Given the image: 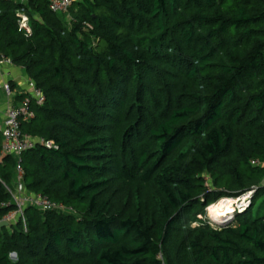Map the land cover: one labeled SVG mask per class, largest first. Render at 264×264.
Wrapping results in <instances>:
<instances>
[{
    "label": "trees",
    "instance_id": "trees-1",
    "mask_svg": "<svg viewBox=\"0 0 264 264\" xmlns=\"http://www.w3.org/2000/svg\"><path fill=\"white\" fill-rule=\"evenodd\" d=\"M0 55L45 96L26 191L73 210L25 208L0 264H264V0H0ZM19 159L0 135V222Z\"/></svg>",
    "mask_w": 264,
    "mask_h": 264
},
{
    "label": "built area",
    "instance_id": "built-area-1",
    "mask_svg": "<svg viewBox=\"0 0 264 264\" xmlns=\"http://www.w3.org/2000/svg\"><path fill=\"white\" fill-rule=\"evenodd\" d=\"M52 12L62 15L67 14L75 0H46ZM19 30L25 37L32 36V29L30 26V19L26 12L21 9L17 13ZM5 65H13L12 60L5 56L0 55V67ZM6 92L11 93L10 86L6 87ZM35 100L38 105L45 102V96L33 82L29 84V93L27 97L21 101L17 106L9 109L4 120V125L0 128V135L3 138V154H13L18 157L37 146V140L29 135H26L21 130V124L34 118V112L31 108L32 100ZM48 149L57 150L58 146L51 141H39ZM21 159L17 165V180L13 190H9L12 196L13 204L17 210L7 216L4 220L11 223L12 216L24 217V210L27 207H33L41 212L59 211V212H72V209L66 208L62 204H58L43 195L30 194L26 191L25 184L23 183L24 171L21 166ZM254 192H250L241 197V205L238 207L239 211H243L250 205L251 198ZM242 209V210H241ZM231 220V219H230ZM229 222V221H228Z\"/></svg>",
    "mask_w": 264,
    "mask_h": 264
},
{
    "label": "crops",
    "instance_id": "crops-1",
    "mask_svg": "<svg viewBox=\"0 0 264 264\" xmlns=\"http://www.w3.org/2000/svg\"><path fill=\"white\" fill-rule=\"evenodd\" d=\"M30 80L23 68L15 65H5L0 67V128L4 125L7 111L17 106L23 95L29 93ZM10 86L11 93L6 92V87Z\"/></svg>",
    "mask_w": 264,
    "mask_h": 264
},
{
    "label": "rangeland",
    "instance_id": "rangeland-1",
    "mask_svg": "<svg viewBox=\"0 0 264 264\" xmlns=\"http://www.w3.org/2000/svg\"><path fill=\"white\" fill-rule=\"evenodd\" d=\"M240 199L241 197L240 198H223L222 200L212 204L206 209L204 220L208 221L213 227L219 226L218 224H221L220 221H222V224L224 223L223 221H230V219L234 216L235 212L239 211L238 207L242 203ZM220 206L221 208H219ZM227 208L228 210L231 209L232 212L229 213L227 217L224 218L225 220L218 218V215L220 214V212L224 211V209H227ZM12 218L13 219L11 220V224H15L18 221V216L13 215ZM199 218H201V216H199Z\"/></svg>",
    "mask_w": 264,
    "mask_h": 264
},
{
    "label": "bare ground",
    "instance_id": "bare-ground-1",
    "mask_svg": "<svg viewBox=\"0 0 264 264\" xmlns=\"http://www.w3.org/2000/svg\"><path fill=\"white\" fill-rule=\"evenodd\" d=\"M226 204V203H225ZM219 208H221V206L219 207ZM221 210V209H220ZM229 211V212H228ZM232 211H231V209H229L228 210V208L227 209H224V211H222V212H220V214L218 215V218H220V219H224L225 217H227V215L229 214V213H231ZM231 215V214H230ZM219 220V219H218Z\"/></svg>",
    "mask_w": 264,
    "mask_h": 264
},
{
    "label": "water",
    "instance_id": "water-1",
    "mask_svg": "<svg viewBox=\"0 0 264 264\" xmlns=\"http://www.w3.org/2000/svg\"><path fill=\"white\" fill-rule=\"evenodd\" d=\"M229 223V222H228ZM227 224V223H226ZM10 225V223L6 220H3L0 222V229L4 228V227H8ZM13 258H16V255L13 254L12 255Z\"/></svg>",
    "mask_w": 264,
    "mask_h": 264
}]
</instances>
